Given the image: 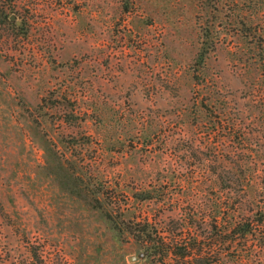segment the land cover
Wrapping results in <instances>:
<instances>
[{"label":"rangeland","instance_id":"374dc122","mask_svg":"<svg viewBox=\"0 0 264 264\" xmlns=\"http://www.w3.org/2000/svg\"><path fill=\"white\" fill-rule=\"evenodd\" d=\"M232 1L223 23L251 11ZM203 3L130 0L126 13L123 0H0V264H183L139 259L144 247L94 208L95 188L104 210L112 193L155 237L198 235L211 262L264 264V222L245 243L212 229L218 175L264 209V44L220 24L198 65L196 19L217 14ZM145 190L161 198L134 202ZM190 192L195 204L171 202Z\"/></svg>","mask_w":264,"mask_h":264},{"label":"trees","instance_id":"16d2710c","mask_svg":"<svg viewBox=\"0 0 264 264\" xmlns=\"http://www.w3.org/2000/svg\"><path fill=\"white\" fill-rule=\"evenodd\" d=\"M201 1H204L203 4L206 10H209V12L215 11L217 14L213 16V20H209L207 22L200 21L201 18L199 16L196 19L200 36V48L197 55L198 65L203 64L204 58H206L214 50L215 44L217 42V35H212V33L218 32L219 34L220 24L234 28L236 34L242 36L243 40L252 46L258 48L264 44V39L261 40V38H264L262 37L264 36V25L259 19L260 13L263 10L262 4L264 0H243L244 2H250L252 4L250 7L251 11L248 14L249 16L246 15L248 16L247 18H245L246 16L230 17L226 20V23H223V17L219 15V10H221L224 6L223 2H233L232 0ZM123 3L124 10L126 13H128L130 0H123ZM211 120L212 123H215L214 119ZM58 158L61 159V156H58ZM66 168L71 172V175L77 185H84L86 188L90 186V180L88 182L84 181V178L87 179L88 175L84 173L81 167H77V169L75 167L72 169L68 167ZM240 180L242 179L235 178L229 181V179L224 175H218L216 178H214V185H220L216 189L223 190L222 192L224 193L222 195L223 197H217L220 198L221 203L217 202L216 209L212 210V216L214 219V221L212 220V229L216 231L219 227V233L216 234L215 237L221 236L222 243L224 244L237 241L240 242V240H243V243L246 239H248V237L253 235V232L256 230V225H261L262 222H264V217L262 216L264 215V209L259 207L260 211L254 212L246 191H236L235 186H232V184L241 186L242 181ZM99 194L100 190L98 188H95V190H93L91 193V195L94 197V208L103 214L105 219L113 226V229L116 231L119 238H124L125 236L131 237L137 244L144 247L143 249L145 252H147L148 257L159 256L161 259H163L168 256H174L184 260L183 264H218V262L216 263L210 261V249H208V251L203 254H201L200 249H197L198 245L196 242L197 239L200 238L198 235H192L191 239H186L184 235L180 234L176 237L169 238V241H165L161 237H155L156 231L148 219L141 220V217L138 214L132 212L130 209H121V207L118 205H115L114 203L112 204V193H103L105 201L104 203L106 204V207L109 206V211L104 210L101 207L102 202H100L97 197ZM131 198L136 203H143L160 199L161 196L158 191L155 193V191L145 190L139 193H133ZM197 199L198 194L195 192H190L188 194L178 193L172 196L171 202L174 200L175 205L179 206V204L184 203V201H186V203L193 202V204H195ZM222 204L225 205V207H221ZM246 206L248 211L250 213L252 212L251 215H249ZM232 210H241V212L246 211V213L244 212L245 215L240 213L238 216H236L235 211L232 213ZM187 230L189 233L193 234V232H196L197 230L196 225H190L189 223ZM263 247L264 245L261 246V248ZM242 252H244V249L241 250V253ZM192 254L194 255L192 256Z\"/></svg>","mask_w":264,"mask_h":264},{"label":"water","instance_id":"95a60500","mask_svg":"<svg viewBox=\"0 0 264 264\" xmlns=\"http://www.w3.org/2000/svg\"><path fill=\"white\" fill-rule=\"evenodd\" d=\"M14 19V17L12 16L11 17V20H13ZM147 254V252H143V253H141V254H139L137 257L139 258V259H141V258H143L145 255ZM133 259H136V257H132Z\"/></svg>","mask_w":264,"mask_h":264}]
</instances>
